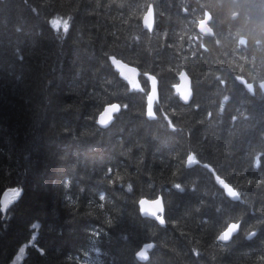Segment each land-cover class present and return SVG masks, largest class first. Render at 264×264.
<instances>
[{"label":"trees","instance_id":"trees-1","mask_svg":"<svg viewBox=\"0 0 264 264\" xmlns=\"http://www.w3.org/2000/svg\"><path fill=\"white\" fill-rule=\"evenodd\" d=\"M111 57L141 71L143 92ZM181 70L186 104L174 89ZM145 73L159 82L155 119ZM234 75L264 79V11L246 0H0V264L24 245L21 264H264V93ZM112 102L120 112L101 127ZM158 195L165 225L138 205ZM229 221L239 230L216 241Z\"/></svg>","mask_w":264,"mask_h":264},{"label":"snow or ice","instance_id":"snow-or-ice-1","mask_svg":"<svg viewBox=\"0 0 264 264\" xmlns=\"http://www.w3.org/2000/svg\"><path fill=\"white\" fill-rule=\"evenodd\" d=\"M247 3H250L253 7H257L259 9H261V11H264V0H246ZM233 3H237V0H233ZM152 15V9L149 6L147 13L145 14V26L148 27L149 29L151 28V24L148 23V18ZM233 15H238V13H233ZM206 19H202L200 20V27L202 31H206L207 33L211 34L212 33V29L210 27H206V24L208 21H210L212 19V16L208 13H205ZM63 23V29L66 32L68 30L69 24L67 20L61 21V20H54L52 21V24L54 27H59L60 24ZM240 44H245V40L241 39L240 40ZM113 64L115 65H120L121 67H127V65H123L121 64L120 61H118L115 57H111ZM128 71L130 73H136V69L135 68H128ZM123 75V73H121ZM145 76L147 77L148 80H150L152 82V86H153V94H155V85H156V79L153 76L148 75L147 73H145ZM181 76L183 78L186 79V77L184 76L183 73H181ZM126 80H128L129 84L131 85V88L134 90H138L140 92H143L144 89L140 86L139 82L129 76H125L124 77ZM237 80H241L240 77L236 78ZM244 82V81H242ZM221 83H223V81H221ZM246 83V82H244ZM246 87L248 89L249 92L253 93V95H255V90L253 88V85L251 83H246ZM259 88L261 90H264V83H261L259 85ZM190 92L188 94H181V98L187 102L188 98H189ZM225 99H227V97H225ZM152 101H153V95H149L148 96V105H147V116L149 118L155 119V113L153 112V107H152ZM125 107H127L125 105ZM120 111V105L117 104H111L109 105V107L107 109H105L104 114H102L99 123L101 125H106L109 120L106 118L109 116L110 113H115V112H119ZM188 162L191 163H195V157L194 156H189L188 157ZM109 171L111 172V169H109ZM219 183L227 190V195L233 199L238 200L240 198V194L233 190V188L229 187L228 184H225L224 181L220 180ZM249 184L252 183V181H248ZM256 183H259V181H256ZM175 188H177L178 190L183 191L182 187L180 184H176ZM131 189V185H129V190ZM101 200L104 199L103 196L100 197ZM147 203V201L141 200L140 204L143 206ZM152 204L154 205L153 208H142V210L146 213L149 214L151 216H153L155 218L156 221H158L161 225H163L165 223V219L162 216V213L164 211L163 208V204L161 202L160 199H157L155 201L152 202ZM239 228V225L237 223H232L227 227V230L222 232L220 234V236L218 237L220 240L222 241H227L230 239L232 233H234L237 229ZM252 236L255 235V233L251 234ZM148 248H151L152 245H148ZM140 257L142 258H146L145 257V253L142 251L139 253ZM261 259H264V256L261 257Z\"/></svg>","mask_w":264,"mask_h":264},{"label":"water","instance_id":"water-1","mask_svg":"<svg viewBox=\"0 0 264 264\" xmlns=\"http://www.w3.org/2000/svg\"><path fill=\"white\" fill-rule=\"evenodd\" d=\"M149 6H150L151 9H152V15L148 18V23L151 24V28H150V29H149L148 27L145 26V14L147 13V10H148ZM149 6H148V8H147V10H146V12H145V14H144V16H143V26L146 27V28L149 29V30H152L153 27H154V23H155V17H154L155 15H154V8H153V5H152V4H149ZM206 13L209 14L208 11H206ZM203 19H206V16H205ZM200 20H202V19H200ZM200 20L198 21V30H199L202 34H209V33H207L206 31H202V30H201V27H200ZM206 27H210V25L208 24V22H207V24H206ZM210 28H211V27H210ZM211 29H212V28H211ZM211 34H213V29H212V33H211ZM243 39H244V38H243ZM116 59H117V58H116ZM110 60H111V62H112V64H113V61H112L111 58H110ZM117 60L120 61L121 64H123V65H127V67H121L120 65H115V64H113V65L116 67V69L119 70L120 74L123 73V75L121 74L123 77H125V76H129V77H131V78H133V79H135V80H137V81L139 82V73H140L139 69H138L137 67L131 65V64H128V63H126V62L121 61L120 59H117ZM128 68H135V69H136V73H130V72L128 71ZM181 73L184 74V76L186 77V79L183 78V77L181 76ZM148 75H150V74H148ZM150 76L155 77L154 75H150ZM240 78H241V80H239V81H241V82L244 81V82H246V83H251V84L253 85V88H254V83H253V82H247V80H246L244 77H240ZM155 79H156V85H155V89H156V90H155V94H153V86H152V82L149 80V93H148V96H149V95H153L152 107H153L154 102L157 101V100L159 99V89H158L159 82H158V79H157L156 77H155ZM127 81H128V80H127ZM244 82H242V83L245 85V88L247 89V87H246V83H244ZM261 83H264V79L261 80V81H258V82H257L258 86H259ZM175 89H176V91L178 92V94H179V98L181 99V101L185 102V101L181 98V94H188L189 92H190V95H189L188 101L185 102V103H188V102L191 100L192 95H193V88H192V85H191V79H190L189 75L187 74V72H186L185 70H181V71H180V73H179V81H178V83L175 85ZM247 90H248V89H247ZM262 91L264 92V90H262ZM250 93H251V92H250ZM252 94H253V93H252ZM148 96H147V105H148ZM112 104H117V105H119V103H112ZM109 105H111V104H107V105H105L104 108H103V110H102V111L99 113V115H98V124H99L101 127H107V126H109V125L112 123L113 119H114V115H115V113H117V112H115V113H110L109 116L106 117V118L109 120V122H108L106 125H101V124L99 123V120H100L102 114H104L105 109H107V108L109 107ZM216 178H217L219 181H220V180L224 181L225 184H228L229 187L233 188V187H232L229 183H227L223 178H221V177H219V176H217V175H216ZM223 188H224V187H223ZM224 190H225V192H226V194H227V190H226L225 188H224ZM233 190L236 191V189H234V188H233ZM229 198L232 199V200H236V199H233V198H231V197H229ZM157 199H160L161 202H162V204H163V208H164V211H163V213H162V216H163V214H164V212H165V207H164V203H163L162 195H158L156 198H153V199H148V198H145V197H144V198H141V199L139 200L140 213H141L143 216H148V217H151V218L155 219L153 216H151V215H149V214H146V213L142 210V208H149V209H150V208H153L154 205L152 204V202L155 201V200H157ZM141 200L147 201V203H146L145 205L142 206V205L140 204V201H141ZM8 202H9L8 197H7V195L5 194V195L2 197V209H3V211L6 210L7 205H8ZM232 223H237V224L239 225V228H240V223H239V222H231V223L228 224V226H229L230 224H232ZM228 226H227V227H228ZM227 227H226L222 232L226 231V230H227ZM239 228H238L234 233H232L230 239L233 237V235H234L235 233H237V231L239 230ZM222 232H221V233H222ZM221 233H220V234H221ZM220 234L218 235V237L220 236ZM218 237H217V239L220 240ZM230 239H229V240H230ZM229 240H227V241H229ZM220 241H222V240H220ZM227 241H222V242H227ZM148 245H152V247H151V248H148V247H147ZM154 245H155L154 242H148V243H146L145 245H143V246L139 249V251L137 252V257H138L140 260H146V259L148 258V252H149V250L153 249ZM142 251L145 253V257H146V258H142V257H140L139 253L142 252Z\"/></svg>","mask_w":264,"mask_h":264},{"label":"bare ground","instance_id":"bare-ground-1","mask_svg":"<svg viewBox=\"0 0 264 264\" xmlns=\"http://www.w3.org/2000/svg\"><path fill=\"white\" fill-rule=\"evenodd\" d=\"M242 18H243V17H242ZM242 20H243V19H242ZM138 22H139V20H138ZM142 24H143V23H142ZM215 30H216V29H215ZM167 68H169V67H167ZM243 69H244V68H243ZM234 77H235V75H234ZM235 78H236V77H235ZM228 82H229V81H228ZM240 83H241V82H240ZM240 92H241V91H239L238 94H240ZM193 94H194V93H193ZM168 96H169V95H168ZM193 96H194V95H193ZM228 96H229V95H228ZM169 97H170V96H169ZM166 98H168V97H166ZM194 98H195V97H194ZM192 99H193V98H192ZM207 99H208V98H207ZM191 101H192V100H191ZM246 101H247V100H246ZM209 102H210V101H209ZM170 103H171V102H170ZM175 103H176V102H174V104H175ZM174 104H173V105H174ZM185 104H186V103H185ZM185 104H184V105H185ZM234 105H235V104H234ZM168 106H169V105H168ZM146 107H147V106H146ZM256 107H257V106H256ZM169 108H170V107H169ZM162 109H163V108H162ZM169 110H170V109H169ZM247 111H248V110H247ZM173 112H174V111H173ZM255 113H256V112H255ZM175 114H176V113H175ZM146 116H147V108H146ZM147 117H148V116H147ZM177 117H178V116H177ZM159 132H160V131H159ZM159 132H158V133H159ZM194 138H195V137H194ZM194 138H193V139H194ZM248 138H249V137H248ZM174 140H175V139H174ZM190 141H191V140H190ZM192 142H193V141H192ZM191 144H192V143H191ZM245 144H246V143H245ZM175 145H176V144H175ZM187 146H188V145H187ZM243 146H244V145H243ZM189 155H190V154H189ZM191 156H194V153L191 154ZM188 157H189V156H188ZM194 157H195V156H194ZM242 184H243V183H242ZM242 184H241V185H242ZM241 185H240V186H241ZM241 188H242V187H241ZM247 189H248V187H247ZM237 190H238V189H237ZM237 190H236V191H237ZM248 190H249V189H248ZM237 192H238V191H237ZM239 192H240V191H239ZM242 192H243V191H242ZM246 192H247V191H246ZM251 192H253V191H251ZM242 194H243V193H242ZM225 195H226V194H225ZM243 195H244V194H243ZM3 196H4V195H3ZM144 197H145V196H144ZM247 197H248V196H247ZM241 199H242V198H241V195H240V198H239L238 200H241ZM229 204H230V203H229ZM138 205H139V203H138ZM240 205H241V204H240ZM240 205H239V206H240ZM165 207H166V206H165ZM236 207H237V206H236ZM167 208H168V207H167ZM251 208H252V207H251ZM176 210H177V209H176ZM232 210H233V209H232ZM242 210H243V209H242ZM249 210H250V209H249ZM249 210H248V212H249ZM1 211L3 212V214H4L5 211H6V210L3 211V209H2V199H1ZM224 211H225V210H224ZM243 211H244V210H243ZM243 211H242V212H243ZM216 212H217V211H216ZM229 212H230V211H229ZM6 213H7V212H6ZM166 213H167V212H166ZM166 213H165V214H166ZM174 213H175V212H174ZM232 213H233V212H232ZM170 214H171V212H170ZM249 214H250V213H249ZM3 216H4V215H3ZM166 216H167V215H166ZM227 216H228V215H227ZM252 216H253V215H252ZM252 216H251V218H252ZM256 216H257V215H256ZM168 217H169V216H168ZM168 217H167V218H168ZM165 218H166V217H165ZM220 218H221V217H220ZM227 218H228V217H227ZM249 218H250V217H249ZM256 219H257V218H256ZM171 220H172V219H171ZM224 220H225V219H224ZM235 220H236V219H235ZM252 220H253V219H252ZM168 221H170V219H169ZM220 221H221V220H220ZM255 221H256V220H255ZM141 222H142V221H141ZM231 222H236V221H229V223H231ZM238 222L240 223V221H238ZM142 223H143V222H142ZM227 223H228V222H227ZM229 223H228V224H229ZM241 223H242V222H241ZM254 223H255V222H254ZM165 224H166V222L164 223V225H165ZM223 224H224V222H223ZM228 224L225 226V228L228 226ZM245 224H247V223H245ZM174 225H175V224H174ZM247 225H248V224H247ZM213 226H214V225H213ZM241 226H242V225H241ZM254 226H255V225H254ZM257 226H259V225H257ZM140 227H142V226H140ZM140 227H139V228H140ZM259 227H260V226H259ZM166 228H167V227H166ZM169 228H170V227H169ZM220 228H221V227H220ZM225 228H224V229H225ZM248 228H249V227H247V229H248ZM253 228H254V227H253ZM256 228H257V227H256ZM156 229H157V228H156ZM215 229H216V228H215ZM224 229H219V231H220V230H221V231L218 233V235H219ZM243 229H244V228H243ZM245 229H246V228H245ZM254 229H255V228H254ZM141 230H142V229H141ZM167 230H168V229H166V231H167ZM217 230H218V229H217ZM217 230H216V231H217ZM142 231H143V230H142ZM168 231H169V230H168ZM245 231H246V230H245ZM138 232H139V231H138ZM164 232H165V231H164ZM211 232H212V231H211ZM142 233H143V232H142ZM173 233H174V232H173ZM246 233H247V232H246ZM248 233H249V231H248ZM248 233H247V234H248ZM252 233H255V232H252ZM252 233H251V234H252ZM139 234H140V233H139ZM144 234H145V232H144ZM207 234H208V233H207ZM251 234H249V237L252 236ZM262 234H263V233H262ZM151 235H152V234H151ZM218 235L216 236V241L219 242V240L217 239ZM245 235H246V234H245ZM256 235H257V234H256ZM258 235H259V234H258ZM177 236H178V235H177ZM213 236H214V234H213ZM143 237H144V236L142 235V238H143ZM145 237H146V236H145ZM148 237L150 238V236H148ZM148 237H147V238H148ZM152 237H153V236H152ZM206 237H207V236H206ZM206 237H205V238H206ZM209 237L211 238V236H209ZM213 238H214V237H213ZM213 238H212V239H213ZM251 238H252V237H251ZM145 239H146V238H145ZM152 239H153V238H152ZM180 239H181V237H180ZM135 240H136V239H135ZM150 240H151V239H150ZM207 240H208V239H207ZM136 241H137V240H136ZM141 241H142V240H141ZM145 241H146V240H145ZM145 241H144V242H145ZM156 241H157V240H156ZM239 241H241V239H240ZM213 242H214V241H213ZM138 243H139L138 245H140V242H138ZM207 243H208V241H207ZM207 243H206V244H207ZM209 243H210V242H209ZM237 243H238V242H237ZM246 243H247V242H246ZM145 244H146V243H145ZM145 244H143V245H145ZM138 245L136 244V246H138ZM143 245H142V246H143ZM157 245H158V244H157ZM207 245H209V244H207ZM237 245H238V244H237ZM133 246H134V245H133ZM142 246H141V247H142ZM214 246H216V245H214ZM141 247H140V248H141ZM140 248H139V249H140ZM237 248H238V247H237ZM110 251H111V248H110ZM138 251H139V250H138ZM138 251H137V252H138ZM195 251H196V250H195ZM131 252H132V251H131ZM137 252H136L135 255H136V258L139 259V258L137 257ZM199 252H200V251H199ZM246 252H247V251H246ZM250 252H251V251H250ZM121 253H122V252H121ZM201 253H202V252H201ZM241 253H242V252H241ZM130 254H131V253H130ZM247 254H248V253H247ZM14 255H15V254H14ZM26 255H27V254H26ZM195 255H197V257H198V253L195 254ZM22 256H23V255H22ZM186 256H187V255H186ZM13 257H14V256H13ZM14 258H15V257H14ZM24 258H25V257H24ZM221 258H222V257H221ZM25 259H26V258H25ZM129 259H130V258H129ZM131 259H132V258H131ZM16 260H17V258H16ZM139 260H140V259H139ZM9 262L12 263V261H9ZM189 262H190V260H189ZM20 263H21V261H20ZM9 264H10V263H9Z\"/></svg>","mask_w":264,"mask_h":264},{"label":"rangeland","instance_id":"rangeland-1","mask_svg":"<svg viewBox=\"0 0 264 264\" xmlns=\"http://www.w3.org/2000/svg\"><path fill=\"white\" fill-rule=\"evenodd\" d=\"M25 254H26V247L24 245L20 248L19 252L15 256V258L12 260V263H10V264H21L20 261L22 262V259L25 256ZM16 258H17V260H16Z\"/></svg>","mask_w":264,"mask_h":264},{"label":"flooded vegetation","instance_id":"flooded-vegetation-1","mask_svg":"<svg viewBox=\"0 0 264 264\" xmlns=\"http://www.w3.org/2000/svg\"><path fill=\"white\" fill-rule=\"evenodd\" d=\"M243 85H244V84H243ZM191 154H193V153H191ZM191 154H190V155H191ZM190 155H189V156H190ZM195 160L198 161L196 158H195Z\"/></svg>","mask_w":264,"mask_h":264}]
</instances>
